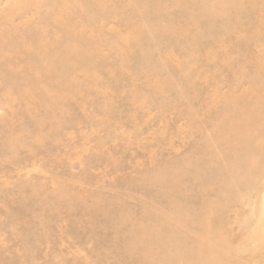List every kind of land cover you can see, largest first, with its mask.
I'll list each match as a JSON object with an SVG mask.
<instances>
[{
	"label": "rangeland",
	"instance_id": "rangeland-1",
	"mask_svg": "<svg viewBox=\"0 0 264 264\" xmlns=\"http://www.w3.org/2000/svg\"><path fill=\"white\" fill-rule=\"evenodd\" d=\"M0 264H264V0H0Z\"/></svg>",
	"mask_w": 264,
	"mask_h": 264
}]
</instances>
